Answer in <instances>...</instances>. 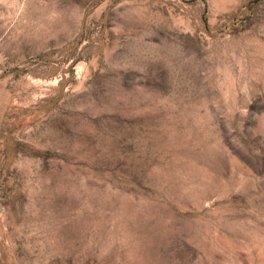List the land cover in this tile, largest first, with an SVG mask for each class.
Masks as SVG:
<instances>
[{
  "label": "rangeland",
  "instance_id": "obj_1",
  "mask_svg": "<svg viewBox=\"0 0 264 264\" xmlns=\"http://www.w3.org/2000/svg\"><path fill=\"white\" fill-rule=\"evenodd\" d=\"M0 264H264V0H0Z\"/></svg>",
  "mask_w": 264,
  "mask_h": 264
}]
</instances>
